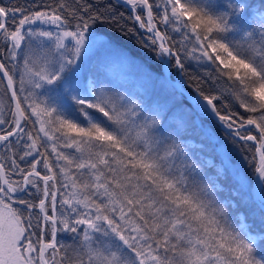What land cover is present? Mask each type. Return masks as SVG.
<instances>
[{
  "label": "snow or ice",
  "instance_id": "obj_1",
  "mask_svg": "<svg viewBox=\"0 0 264 264\" xmlns=\"http://www.w3.org/2000/svg\"><path fill=\"white\" fill-rule=\"evenodd\" d=\"M207 118L252 144V184ZM249 199L264 212V0H0V264H264Z\"/></svg>",
  "mask_w": 264,
  "mask_h": 264
},
{
  "label": "trees",
  "instance_id": "obj_2",
  "mask_svg": "<svg viewBox=\"0 0 264 264\" xmlns=\"http://www.w3.org/2000/svg\"><path fill=\"white\" fill-rule=\"evenodd\" d=\"M17 1L18 0H3V3L6 4L8 2L6 5H9V6L25 5L26 3H31V0H19L20 2L18 1V3H17ZM44 2H51V0H44ZM115 3L119 4L120 2L115 0ZM118 10L120 12L124 13L125 16L128 15V13L126 12V10L124 8H119ZM121 24L125 25L127 29H132L135 27V25L128 20H122ZM142 31L143 30L137 29L138 33H142ZM102 33L109 35L112 40H114L116 43L120 44L125 49L129 50L134 55L151 56V61L154 63V66L157 65L158 61L156 60L153 52H152V55H150V54H148L146 48L140 47L137 35H133V34L128 33V32H124L122 30H119V29H117L115 27H111V26H104ZM172 35H173V39H179L178 35H176V34H172ZM140 39H143V35L140 36ZM193 64H194V62L186 63L185 64V72L182 74L183 77L185 78V81H186L188 88L191 91H193L194 89L196 90V88L199 87L200 90L203 91L205 94H209L210 90L207 87H205L203 84L199 83V81L202 79L201 72L198 71L195 67H193ZM174 66H175V64L173 61L171 64L172 73L174 71ZM228 111H231L232 113L240 112L241 114H243V111L241 109H238L237 107H235L233 105H229L228 109H223V108L221 109V112L224 114H227ZM209 120H212V118L205 119L204 123H206V122L209 123ZM220 144L222 145L221 141H220ZM235 148L238 151H240L241 153H243V155H244V156L242 155L243 159H246L244 167H245L246 171L248 172V175L249 174L253 175V168H252V163H253L252 162V152H253V149H252V144L248 143L247 145H245L243 143H235ZM248 203H250V205L254 208L255 213L257 215V216L254 215V219L252 221L253 222L252 226L255 228L259 227L261 229H264V222H262V221H264V212H260L258 210V207L255 204V202L251 201V199H249ZM247 204L238 201L239 206H238L237 210L244 209Z\"/></svg>",
  "mask_w": 264,
  "mask_h": 264
},
{
  "label": "rangeland",
  "instance_id": "obj_3",
  "mask_svg": "<svg viewBox=\"0 0 264 264\" xmlns=\"http://www.w3.org/2000/svg\"><path fill=\"white\" fill-rule=\"evenodd\" d=\"M103 38L105 39H111L109 35L104 34V33H100ZM112 40V39H111ZM114 44H116L117 46L122 47L120 44L116 43L114 40H112ZM138 63H142L145 64L147 66L153 67V62L151 61V56H145V55H140V56H136L132 53H130L128 50H126ZM148 54L152 55V52L150 50L147 49ZM174 73H177L175 76L178 77H183L181 75V73H178V69L174 66ZM109 77H112V74H109ZM206 125H209L212 128V131L215 133V135L219 138V140L221 141V143L223 144L224 150L231 156L232 162L235 165L236 168H238L240 170V175L245 177L250 184L253 183V175H248V172L245 169V161L246 159H243V153H241L240 151H238L235 148V143H233L231 141V138L228 136V132L226 130H224L223 128H220L219 125L212 119L209 120V123H205ZM230 152V153H229ZM243 155V156H242ZM247 166V165H246ZM252 176V177H251ZM241 213H244L246 216H248V223L251 225V229L253 231V233H257L261 231V228H255L252 226V221L254 219V215H256L254 208L250 205V203H248L246 205V207L244 209H240L238 210ZM71 234H65V233H60L58 234V239L62 240V242L65 243H70L71 241L68 239V237Z\"/></svg>",
  "mask_w": 264,
  "mask_h": 264
},
{
  "label": "water",
  "instance_id": "obj_4",
  "mask_svg": "<svg viewBox=\"0 0 264 264\" xmlns=\"http://www.w3.org/2000/svg\"><path fill=\"white\" fill-rule=\"evenodd\" d=\"M120 1V0H119ZM174 82L175 81H177V79H174L173 80ZM181 84H182V87L184 88V91H185V93H187V94H189V90L187 89V87L181 82ZM190 95V94H189ZM218 121V120H217ZM219 122V121H218ZM221 123V122H220ZM222 124V123H221ZM255 179V178H254Z\"/></svg>",
  "mask_w": 264,
  "mask_h": 264
},
{
  "label": "bare ground",
  "instance_id": "obj_5",
  "mask_svg": "<svg viewBox=\"0 0 264 264\" xmlns=\"http://www.w3.org/2000/svg\"><path fill=\"white\" fill-rule=\"evenodd\" d=\"M18 1H19V0H18ZM18 1H17V3H18ZM19 2H20V1H19ZM7 3H8V2H7ZM7 3H6V4H7ZM6 4H5V5H6ZM138 47H139V46H138ZM136 49H137V48H136ZM138 50H139V49H138ZM133 52H134V51H133ZM135 53H136V52H135ZM139 54H140V53H139ZM194 94H195V93H191L190 95H194Z\"/></svg>",
  "mask_w": 264,
  "mask_h": 264
}]
</instances>
